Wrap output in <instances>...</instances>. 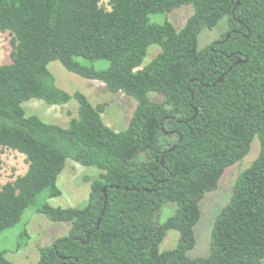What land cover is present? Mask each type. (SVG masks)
I'll return each mask as SVG.
<instances>
[{"label":"trees","instance_id":"obj_1","mask_svg":"<svg viewBox=\"0 0 264 264\" xmlns=\"http://www.w3.org/2000/svg\"><path fill=\"white\" fill-rule=\"evenodd\" d=\"M0 0L10 64L0 65V149L26 157L27 173L0 191V237L41 197L59 198L72 160L99 171L84 208L39 206L68 236L40 247L38 264H264V0ZM184 6L182 30L153 15ZM226 33L203 49L199 36L222 21ZM159 54L148 64L149 49ZM158 52V50H157ZM94 64L106 61V70ZM101 82L136 100L126 131L109 128L103 105L56 84L49 66ZM151 93L163 97L150 100ZM31 100L78 103L67 127L27 115ZM258 138L256 160L237 176L213 223L210 253L190 258L201 203L218 190ZM0 163V178H1ZM175 205L164 223L161 210ZM177 247L160 252L168 232ZM28 234V232H26ZM0 264H15L3 253Z\"/></svg>","mask_w":264,"mask_h":264},{"label":"rangeland","instance_id":"obj_2","mask_svg":"<svg viewBox=\"0 0 264 264\" xmlns=\"http://www.w3.org/2000/svg\"><path fill=\"white\" fill-rule=\"evenodd\" d=\"M108 3L109 0H101V5L109 10ZM193 12L192 6H184L168 16L153 15L150 19L151 23L159 25L164 24L167 20L180 31ZM226 31L227 23L225 20L214 31H203L199 36L200 49L220 39ZM12 39L13 36L10 33L0 32V65L10 64L11 62ZM159 52L160 49L157 46L151 47L145 64L150 63ZM79 61L88 67L94 66L97 70H106L109 67V63L106 61H99L94 64ZM49 69L54 75L59 88L70 95L75 93L84 94L94 106L103 105L105 112L102 118L109 128L115 132H123L128 129L137 106L135 99L123 93L113 94L105 88L103 83L84 79L77 74H73L67 71L58 61L52 62ZM149 98L156 102L163 101V97L155 93H151ZM77 107L78 103L75 100L62 107L49 106L38 100H31L24 104L27 115H36L48 123L63 127H67L71 119L77 116ZM259 151L260 143L256 138L249 155L241 163L226 172L217 191L206 195L201 203L202 218L195 229L197 245L189 252L190 258L209 255L214 220L229 203L232 186L237 176L242 170L251 166ZM0 163L2 167L0 191L7 183L14 182L18 177L24 176L28 170L26 157L16 151L0 149ZM98 174L99 171L95 168H85L72 160H68L65 170L58 178V187L62 190V196L48 200L43 196L35 206L29 208L19 225L4 232L0 237V255L4 253L15 264H38V249L51 246L58 239L68 236L70 230V224L52 223L39 214V206L46 202L52 207L64 209L84 208L91 191L92 181ZM176 210L177 207L172 204L163 207L161 222L164 223L171 218ZM178 240L179 235L177 232H168L160 245V252L174 250L177 247Z\"/></svg>","mask_w":264,"mask_h":264}]
</instances>
